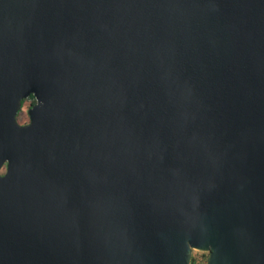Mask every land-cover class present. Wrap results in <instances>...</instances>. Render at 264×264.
Wrapping results in <instances>:
<instances>
[{
  "label": "water",
  "instance_id": "obj_1",
  "mask_svg": "<svg viewBox=\"0 0 264 264\" xmlns=\"http://www.w3.org/2000/svg\"><path fill=\"white\" fill-rule=\"evenodd\" d=\"M193 250L264 264V0H0V264Z\"/></svg>",
  "mask_w": 264,
  "mask_h": 264
},
{
  "label": "flooded vegetation",
  "instance_id": "obj_2",
  "mask_svg": "<svg viewBox=\"0 0 264 264\" xmlns=\"http://www.w3.org/2000/svg\"><path fill=\"white\" fill-rule=\"evenodd\" d=\"M35 103V98L30 95L28 98L21 101L20 109L16 114V120L19 124L24 125L29 122L27 110ZM4 172V171H3Z\"/></svg>",
  "mask_w": 264,
  "mask_h": 264
},
{
  "label": "rangeland",
  "instance_id": "obj_3",
  "mask_svg": "<svg viewBox=\"0 0 264 264\" xmlns=\"http://www.w3.org/2000/svg\"><path fill=\"white\" fill-rule=\"evenodd\" d=\"M5 169H2V172ZM208 253L207 252H202L198 250H193L192 257L194 258L195 261H198L199 264H206V258H207Z\"/></svg>",
  "mask_w": 264,
  "mask_h": 264
},
{
  "label": "trees",
  "instance_id": "obj_4",
  "mask_svg": "<svg viewBox=\"0 0 264 264\" xmlns=\"http://www.w3.org/2000/svg\"><path fill=\"white\" fill-rule=\"evenodd\" d=\"M204 253V252H203ZM190 264H195V260L193 257H191V261H190Z\"/></svg>",
  "mask_w": 264,
  "mask_h": 264
},
{
  "label": "crops",
  "instance_id": "obj_5",
  "mask_svg": "<svg viewBox=\"0 0 264 264\" xmlns=\"http://www.w3.org/2000/svg\"><path fill=\"white\" fill-rule=\"evenodd\" d=\"M195 264H199V262L198 261H195Z\"/></svg>",
  "mask_w": 264,
  "mask_h": 264
}]
</instances>
